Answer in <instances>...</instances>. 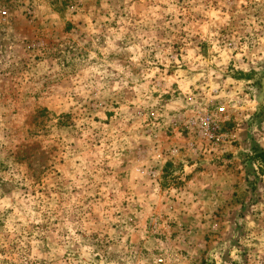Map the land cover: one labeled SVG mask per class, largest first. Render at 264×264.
Masks as SVG:
<instances>
[{
    "label": "clouds",
    "instance_id": "9594fccd",
    "mask_svg": "<svg viewBox=\"0 0 264 264\" xmlns=\"http://www.w3.org/2000/svg\"><path fill=\"white\" fill-rule=\"evenodd\" d=\"M22 4L0 34V264L264 258V0Z\"/></svg>",
    "mask_w": 264,
    "mask_h": 264
},
{
    "label": "rangeland",
    "instance_id": "374dc122",
    "mask_svg": "<svg viewBox=\"0 0 264 264\" xmlns=\"http://www.w3.org/2000/svg\"><path fill=\"white\" fill-rule=\"evenodd\" d=\"M99 5H97L98 7ZM27 18V12L23 8L22 0H0V34H8L9 30L16 34H19L20 31L24 28L25 19ZM94 22V21H93ZM76 23L84 24V21H77ZM73 24L67 25V29L70 31L73 27ZM243 84V81L240 82ZM258 87L264 89V86L258 85ZM225 113H229V109L222 105V115ZM42 113H38L36 116V120L38 121L41 117ZM105 127L107 128L109 125V121L115 115V112H106L105 114ZM100 117L97 116L96 120L99 121ZM240 119V113L238 111H233L229 116H225V119L222 123H218L217 127L228 126L231 131L225 130L220 136V142L223 140V136L234 135V131L236 129L237 123ZM233 146H238L236 141L233 142ZM232 153L230 152H221V167L225 164V158L227 160L231 159ZM230 166V165H229ZM190 167V165L188 166ZM261 177H264V169L259 170V177H257V183ZM159 188V185L157 186ZM8 191V189H5ZM260 200H255L251 209L245 211L242 215L238 216V228L240 229V235L247 234V225L240 223L248 218V216H257L259 213V209L256 207L257 204L261 203ZM235 243V241H233ZM254 243L258 244L259 241H254ZM255 251V249H253ZM230 255V253H229ZM246 256L253 261V264L259 259H264L257 254L256 256H251L249 253H245Z\"/></svg>",
    "mask_w": 264,
    "mask_h": 264
},
{
    "label": "built area",
    "instance_id": "2783aa9c",
    "mask_svg": "<svg viewBox=\"0 0 264 264\" xmlns=\"http://www.w3.org/2000/svg\"><path fill=\"white\" fill-rule=\"evenodd\" d=\"M211 142L212 143L220 142V136L212 138Z\"/></svg>",
    "mask_w": 264,
    "mask_h": 264
}]
</instances>
